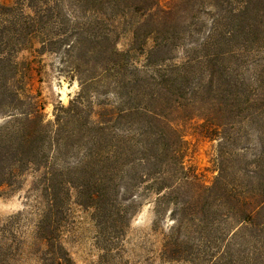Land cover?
I'll list each match as a JSON object with an SVG mask.
<instances>
[{"label":"trees","instance_id":"16d2710c","mask_svg":"<svg viewBox=\"0 0 264 264\" xmlns=\"http://www.w3.org/2000/svg\"><path fill=\"white\" fill-rule=\"evenodd\" d=\"M123 34L131 41L120 52L116 44ZM21 50L37 56L64 52L81 87L52 124L42 125L35 102L24 108L22 80L36 55L17 63ZM132 54H144L141 69L134 67ZM176 55L179 63L173 62ZM130 67L147 76L134 79L126 74ZM109 74L118 76L114 80L127 106L120 104L116 114L99 104L94 116L82 114L87 90ZM0 110L13 119L0 126V186L22 169L41 173L34 233L41 245L39 264L71 263L58 224L71 190L79 205L99 210L100 200L122 181L125 194L144 180L151 184L143 192L155 195L165 190L170 197L183 184L200 189L196 177L184 171L178 122L194 121L199 134L217 141L215 181L234 199L239 221L264 236V0H182L169 10L157 8V0L0 4ZM117 119L128 130L113 132L110 124ZM244 125L253 127L257 150L250 160L240 157L231 164L224 147L238 143ZM71 150L78 157L74 163L62 159ZM179 207L186 213V202ZM182 223L183 218L178 226ZM251 241L238 260L222 264H264V240Z\"/></svg>","mask_w":264,"mask_h":264},{"label":"rangeland","instance_id":"374dc122","mask_svg":"<svg viewBox=\"0 0 264 264\" xmlns=\"http://www.w3.org/2000/svg\"><path fill=\"white\" fill-rule=\"evenodd\" d=\"M14 2L0 0L4 6H13ZM181 2L157 0V8L176 9ZM130 41V35H120L116 49L125 52ZM37 47L35 44L34 48ZM63 53L37 56L30 50H21L14 56L17 63L27 64L36 55L37 63L32 62L22 80L20 97L24 108L29 102L39 105L43 126L52 124L59 108L68 107L81 90ZM180 60L176 55L173 62ZM132 62L134 67L141 69L144 54H132ZM126 74L134 79L147 76L144 70L131 67ZM116 77L109 74L87 90L81 101L82 114L88 112L90 117L94 116L100 109L99 104L111 106L116 114L120 104L127 106V97L120 89L122 86L114 80ZM30 97L31 101L28 100ZM17 110L15 112L19 113L22 109ZM8 112L0 110V126L13 121L8 120ZM195 124L194 121L178 122L174 127L183 142L184 171L189 177H196L194 183L200 189L183 184L170 197L168 191H162L159 195L164 199L157 202L159 195L145 193L142 189L151 184L150 180L138 182L129 191L132 192L130 195L125 194L126 182L122 181L113 194L100 200L99 210H94V206L79 205L74 190L70 191V198L58 216L60 244L67 252L70 264H222L229 260L234 263L244 247V253L249 250L251 240H264V236H257L253 227L239 221L234 199L215 181L218 175L217 141L204 138ZM69 127L72 128V124ZM110 127L115 133L128 130L121 119L115 120ZM239 135L238 143L224 147L230 152V158L225 161L231 164L240 157L250 160L257 150L252 126L244 125ZM72 151L62 159L74 163L78 157L72 155ZM238 154L242 156L237 157ZM131 170L126 171L128 178H131ZM40 175V172L22 169L5 178L0 186V264H39L37 250L41 245L35 241L34 233L42 196ZM131 194L136 196L135 200H130ZM185 202L186 213L179 207ZM181 218L183 223L178 226Z\"/></svg>","mask_w":264,"mask_h":264}]
</instances>
